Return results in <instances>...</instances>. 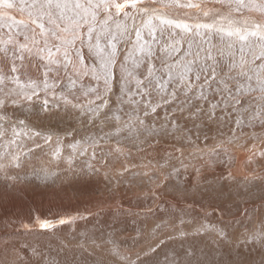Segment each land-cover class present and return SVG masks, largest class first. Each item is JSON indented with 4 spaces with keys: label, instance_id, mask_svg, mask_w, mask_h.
Segmentation results:
<instances>
[{
    "label": "snow or ice",
    "instance_id": "6c2138e0",
    "mask_svg": "<svg viewBox=\"0 0 264 264\" xmlns=\"http://www.w3.org/2000/svg\"><path fill=\"white\" fill-rule=\"evenodd\" d=\"M121 45L125 46L123 52ZM34 61L43 65L42 75L21 79V69ZM53 66L57 71L63 67V77L50 80L48 72ZM83 78L94 81L95 86L85 88ZM210 93L220 99L211 101ZM81 96L86 104L80 103ZM61 105L65 113L70 105L94 120L115 122L99 138L88 137L67 145L73 154L81 156L86 154L85 145L92 147V159H96L97 145L111 139L119 144L122 138L139 141L145 137L142 142H147L153 136L172 134L190 141L192 128L188 123L199 133L205 118L223 121L225 116H234L236 128L259 125L264 129V0H0V138H4L0 144V173L6 180H15L7 171L9 167H23L13 148L22 133L36 138L37 147L38 140L50 143L54 135L27 127L19 116L7 123L15 114L8 109H38L51 119L59 115ZM161 108L166 109L165 119L158 130L148 117L158 115ZM176 112L182 115L178 117ZM184 113L187 119L181 124ZM115 151L120 152V148ZM51 155L61 158L59 138ZM258 155L264 158V151ZM71 161L69 155L70 165ZM94 172L89 163L79 175L86 177ZM173 172L178 170L174 168ZM54 175L44 167L32 172V177L45 182ZM258 180L264 188V174ZM210 189L220 194L216 188ZM179 211L182 215L176 218L184 224L186 210ZM74 219L61 217L56 223L64 225ZM34 226L47 230L54 225L38 219ZM23 230L29 232V225L24 224ZM196 231L215 232L227 239V233L211 223L199 224ZM243 239L264 247V220L254 230L246 231ZM107 243L112 245L109 254L119 264H161L155 247L150 249L155 255L135 253L133 258L121 251L115 240ZM27 247L33 257L38 255L34 247ZM20 259L23 264H31L22 256ZM65 264L88 261L73 257ZM92 264L104 262L93 260ZM163 264L210 262L199 259L195 250L186 249L182 259L166 255Z\"/></svg>",
    "mask_w": 264,
    "mask_h": 264
},
{
    "label": "rangeland",
    "instance_id": "374dc122",
    "mask_svg": "<svg viewBox=\"0 0 264 264\" xmlns=\"http://www.w3.org/2000/svg\"><path fill=\"white\" fill-rule=\"evenodd\" d=\"M124 47L121 45V52ZM26 69L27 65L21 70ZM49 74L53 79L57 78L50 71ZM18 75L22 76V72ZM91 83L95 86L94 81ZM84 99L81 96V104H86ZM115 99L114 96L111 98L113 105ZM209 99L215 102L220 97L210 93ZM68 107L69 111L65 113L61 105V113L51 119H46L45 114L38 109H8L15 114L7 123H13L16 116H19L26 121L27 127L51 131L54 135L50 143L38 140L37 147V143H34L36 138L30 139L22 133L13 148L20 155L23 167L7 169L10 177H15V180H6L0 173V264H23L20 257L24 255L31 264L53 261L55 257L51 255V258L46 256L40 263L38 259L41 256L33 257L27 246L25 249L6 252L11 249L9 244L18 248L19 243H11L30 242L28 245H31L41 240L45 241V247L48 246V252L54 247L56 251L57 248L61 249L65 255L63 257L60 250V254L55 253V256L61 257L60 263L55 264H65V261H71L73 257L79 260L88 256L90 262L101 260L104 264H119L108 252L112 247L107 243L109 239L115 240L120 250L133 258L135 253L155 255L150 251L155 247L161 264L166 255L168 258L182 259L186 249L195 250L199 259L210 264H231L235 261L262 264L264 247L257 243H245L243 235L246 231L254 230L264 220V188L259 186L258 180L264 174V158L255 161L251 171L245 169L250 173L247 178L235 177L231 172L235 167L236 149L245 148L247 144L262 147L264 129L259 125L236 128L234 116L232 119L225 116L223 121L205 118L199 133L191 122L188 123V128H192L190 141L179 140L172 134L153 136L147 138V142H142L145 137L139 141L122 138L119 144L111 139L97 145L96 159H92V147L85 145L86 154L81 156L73 154L67 145L74 141L83 142L88 137L99 138L115 122L94 120L87 114H80L70 105ZM165 110L158 109V115L148 117L149 123L155 122L158 130L164 123ZM175 115L179 117L182 114L176 112ZM183 115L185 119L180 120L181 124L187 119V113ZM123 119L126 120L127 116ZM57 138L62 145V155L60 159H53L51 153ZM3 143L4 138H0V144ZM116 148H120V152H116ZM69 155L72 156L71 165L68 163ZM89 163L93 165L94 174L81 177L80 170L86 169ZM41 167L55 175L46 182L36 180L32 172ZM174 168L178 172H173ZM252 184L257 186L252 187ZM210 186L219 190L220 194L211 193ZM111 205L119 206L120 209L104 214ZM101 207L103 210H100ZM181 208L187 213L184 215V224L176 218L182 215L179 211ZM94 209L98 210V216L96 213L91 214L85 221H81L82 229L75 230L79 222L74 221L72 223H76V226L70 223L72 226L69 225L71 229H67V232L62 230L53 233V226L46 232L30 229L22 236L1 238L8 226L9 234H17L23 230L24 224L30 226L37 219L58 221L63 216L86 214ZM206 213H210L207 220L204 219ZM4 221L10 224L3 225ZM86 222H91L93 227L87 226ZM201 223L216 225L227 233V239H221L215 232H197ZM161 240L163 244H160ZM35 249L37 253L45 252L42 246Z\"/></svg>",
    "mask_w": 264,
    "mask_h": 264
},
{
    "label": "bare ground",
    "instance_id": "6f19581e",
    "mask_svg": "<svg viewBox=\"0 0 264 264\" xmlns=\"http://www.w3.org/2000/svg\"><path fill=\"white\" fill-rule=\"evenodd\" d=\"M5 31H7L6 29H5ZM9 54H12L11 52L9 53ZM27 65V64H26ZM28 66V69H26V70H21V72H22V76H21V79H26L27 78V76L28 75H31V76H33V77H35L36 75H42V73H43V71L45 70L44 69V67H43V65L42 64H39V62L38 61H34L31 65H27ZM35 66H36V68H35ZM29 67H32V68H34V69H32V70H29L30 68ZM56 68H57V66H53V68L51 69V70H49L54 76H56L57 78L58 77H63V75H64V69H63V67H59V70L57 71L56 70ZM35 69H38V71L39 72H37L36 73V70ZM225 71H227V68L225 67ZM48 75H49V78H50V80L51 79H53V77L49 74V72H48ZM87 79L88 78H83L82 79V81H81V83L83 84V86H85V85H89V84H92L90 81H87ZM78 87H79V85H78ZM85 100V99H84ZM61 113V112H60ZM61 118V117H60ZM248 137V136H247ZM251 139H253V138H251ZM245 142V141H244ZM260 142H261V140H260ZM252 143H254V142H252ZM238 144V143H237ZM264 151V145H262V147L260 146V147H258L257 145H255V144H251V145H249V144H247L246 145V147L245 148H243V147H238L237 149H236V151H235V154H234V156H235V158H236V161H235V167L233 168L234 170L231 172L232 173V175L234 174L235 175V177H239V178H244V177H249V176H247V175H249L250 173H247L246 171H245V169L246 168H248V170L249 171H251V168L253 169V166H254V162L255 161H257L259 158H260V156L258 155V153L259 152H257V151ZM163 157V156H162ZM246 159H248V160H246ZM244 160H246L245 162H244ZM259 160H261V159H259ZM262 161V160H261ZM259 162V161H258ZM247 180V179H246ZM167 201V200H166ZM166 204V203H165ZM167 205V204H166ZM119 206H115V205H111L109 208H107L106 209V212H103L104 214H106V215H108V213L109 212H112V211H118L120 208H118ZM103 210V209H102ZM90 211V210H89ZM96 212H98V210L97 211H95V209L94 210H92V211H90L89 213H87V212H85L86 214H84V213H81L80 215H75V216H72V217H76V219H74V220H72L71 222H69V223H67V224H64V225H60L59 223H56V221H52L51 219V221L50 222H53V225H54V228H53V231H51V230H49V231H51V232H53V233H55V232H62V230L65 232H67L68 230H70L71 229V227L69 226V225H71V224H75V226H76V223H72V222H74V221H76V222H79V225H78V227L77 228H75L74 226V228H75V230H77L78 228L79 229H82V223H80L81 221H85V218L86 217H88V216H91V214L92 215H95V213ZM101 214V213H100ZM96 215L98 216V214L96 213ZM102 215V214H101ZM60 216V215H59ZM103 216V215H102ZM41 217V216H40ZM64 217V216H63ZM81 217H83V218H81ZM93 217H95V216H93ZM59 218V217H58ZM65 218H68V217H65ZM90 218V217H89ZM41 219H42V217H41ZM38 220V219H37ZM89 220V219H88ZM91 220V219H90ZM89 220V221H90ZM36 221V220H35ZM35 221L29 226V228L32 230V231H41V232H46V230H41V229H39L38 227H35L34 225H35ZM87 221V220H86ZM5 222V221H4ZM14 222V221H13ZM32 222V221H31ZM92 222V221H91ZM91 222H86V224H87V226H92L91 224L93 223H91ZM95 222H97L96 220H95ZM99 222V221H98ZM97 222V223H98ZM103 222V221H102ZM6 223V224H5ZM5 223H3V225H6V226H8L10 223L9 222H5ZM18 223V222H17ZM71 223V224H70ZM100 223V222H99ZM24 224V223H23ZM15 225V224H14ZM17 225V224H16ZM17 226H19V224L17 225ZM72 226V225H71ZM106 226H107V224H106ZM105 226V227H106ZM112 226V225H111ZM15 226H13V228H14ZM72 227V228H73ZM93 227V226H92ZM96 227V226H95ZM98 227V226H97ZM8 229H6V230H4V232H3V234L1 235L2 237V239L3 238H6V237H10L11 235L12 236H14V237H16V236H22V235H24V234H27V232H24L23 230H20L21 232H18L17 234H9V226L7 227ZM87 227H85L84 229H86ZM68 229V230H67ZM89 229H90V227H89ZM48 230V229H47ZM16 231V230H15ZM50 232V233H51ZM45 234V233H44ZM38 236V235H37ZM45 241H43V240H41L40 242H33V243H31V245H32V247H34V248H36L37 246H42L43 248H44V250H45V252H44V250H42L44 253H42V252H38V255H40L41 256V258L40 259H38V261L40 262V263H42V260L43 259H45L46 258V256H48L49 258H51V255H52V257H55L57 260H55V258H54V260H53V262H54V264L55 263H60V260H61V257L59 256H55V253H58V254H60V252L62 253V250L61 249H58L57 248V251H56V248L54 249V247H53V249L51 250V251H47V250H49L47 247L48 246H46L45 247V243H44ZM16 243H19L18 244V248H16L15 246L14 247H12L10 244L8 245V247L10 248L11 247V249L10 250H7L6 252H9V251H11L12 249L13 250H15V249H19V248H21V249H23L24 247H21V245H25V246H27L28 244H25V243H21V242H15V243H11V244H16ZM46 245H47V243H46ZM5 248V247H4ZM25 249V248H24ZM29 249V248H28ZM2 250V249H1ZM53 250H54V252H53ZM59 250H60V252H59ZM17 251V250H16ZM20 251H22V250H20ZM0 253H2L1 251H0ZM22 254V253H21ZM23 255V254H22ZM37 255V256H38ZM21 256V255H20ZM62 256L63 257H65V255H63V253H62ZM24 257H26V255H24ZM88 258H89V256H88ZM87 257L85 258L87 261H88V264H92V261L90 262V260L91 259H88ZM41 260V261H40ZM21 262V261H20ZM35 264V263H34Z\"/></svg>",
    "mask_w": 264,
    "mask_h": 264
}]
</instances>
